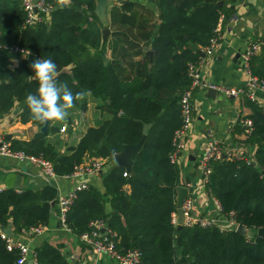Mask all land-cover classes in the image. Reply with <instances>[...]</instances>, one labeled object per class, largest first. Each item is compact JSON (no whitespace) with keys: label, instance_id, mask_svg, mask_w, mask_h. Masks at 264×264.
<instances>
[{"label":"trees","instance_id":"obj_1","mask_svg":"<svg viewBox=\"0 0 264 264\" xmlns=\"http://www.w3.org/2000/svg\"><path fill=\"white\" fill-rule=\"evenodd\" d=\"M220 3H223L220 5ZM226 0H126L110 10L114 58L107 61L101 49L103 24L96 16L95 0H69L33 26L26 22L21 0H0V46L23 49L58 67L59 82L73 93L89 90L104 102L110 119L89 128L68 154L49 141L59 130L52 124L48 134L31 141H10L14 151L43 155L53 162L58 177H67L91 156L114 161L124 145L140 142L150 124L143 150L125 176L120 165L104 173V191L90 186L78 193L67 215V226L77 236L92 231L90 223L104 220L116 233L121 253L138 250L142 264H264V107L250 103L253 131L247 143L255 147L251 162L221 159L213 163L207 183L222 213L253 231L244 235L220 223L209 228L181 230L173 222L177 212L176 188L180 165L173 163L174 137L183 123L180 100L190 88L188 68L201 58L222 14L232 13ZM154 52L151 62L147 51ZM141 56V59H136ZM31 60L12 67L0 56V117L17 111L22 123L32 122L25 102L38 82L29 79ZM254 74L264 79V48L252 60ZM109 102V103H108ZM78 103L76 101L75 105ZM130 186V192L125 187ZM53 186L42 189L0 191V227L10 223L17 233L48 226L57 202ZM110 210H109V208ZM36 264H70L60 246L40 244ZM19 252L10 251L0 232V264H19Z\"/></svg>","mask_w":264,"mask_h":264},{"label":"crops","instance_id":"obj_2","mask_svg":"<svg viewBox=\"0 0 264 264\" xmlns=\"http://www.w3.org/2000/svg\"><path fill=\"white\" fill-rule=\"evenodd\" d=\"M230 4L233 11L228 17L224 15L220 46L206 55L200 70L202 79L209 83L223 87H241L247 79L242 53L249 44L259 40L264 42V0H234ZM115 39L111 30L108 40L113 43ZM111 43L110 45L107 43L101 49L107 61L114 58ZM0 56L7 58L12 67L18 66L26 57L19 51L9 50L2 46H0ZM135 58L141 59L142 57L136 56ZM258 97L259 102L254 103L245 97H227L220 91L211 95L209 89H198L194 93V121L186 138L187 148L180 158V182L177 187L187 188L189 195L195 197L194 212L197 215L208 216L225 227H230L228 219L222 213L201 176L199 159L204 146L214 139L222 145L225 151L239 149L245 157L250 159L254 157L256 150L254 146L247 143L249 135L246 133L245 121L249 119L247 116L252 112L250 103L264 107V94L258 93ZM17 111L19 108L16 112L12 111L0 117V137L9 142L12 140L31 141L42 133L41 127L32 122H20ZM108 119H110V113L105 108L104 102L90 93L68 110L65 120L52 121V125L56 126L59 131L51 134L49 141L56 145L59 152L68 154L70 148L79 143L89 128L98 127ZM63 127H66L65 132H62ZM94 160L88 156L84 165ZM112 162L106 161L104 169ZM12 172H19L21 181L24 180V189L40 190L45 186H53L57 189L58 195L69 194L83 183L104 191L103 175L107 173L102 171L97 174L49 178L40 168L29 162L0 156V191L7 189L21 191L14 187L17 179L12 181V188L7 186L8 175ZM188 183H191V186L188 187ZM125 189L130 192V186H126ZM55 203L50 224L42 234L31 235L27 231L17 233L12 223L5 228L0 227V232H5L10 228L11 236L27 243L32 252H35L37 247L46 241L54 246H60L70 264H119L115 259L86 246L79 236L70 229L64 228L59 220L58 204Z\"/></svg>","mask_w":264,"mask_h":264},{"label":"built area","instance_id":"obj_3","mask_svg":"<svg viewBox=\"0 0 264 264\" xmlns=\"http://www.w3.org/2000/svg\"><path fill=\"white\" fill-rule=\"evenodd\" d=\"M144 1L154 2L157 0ZM226 1L232 2L234 0ZM21 3L26 12L25 24L28 26H33L34 24L44 20L46 16H48L50 12L54 9V0H21ZM224 18V14H222L219 19L218 25L214 30V35L210 39L209 45L201 49L200 60L196 63H192L189 65L188 72L189 77L191 79V86L182 95L180 100L183 123L174 137V150L170 155L173 163H180V158L187 148L186 138L194 121L193 97L196 90L211 88L220 91L227 97H245L254 103L259 102L258 93L264 94V79H261L259 76L254 74L252 69V60L256 56L261 54L264 48V42L260 40L249 44L245 51L242 53V62L247 76L246 82L243 86H217L202 79L200 68L205 61L206 55L212 53L220 46V32ZM9 50L19 51L25 56H27L28 54V51H25L23 49L15 48ZM245 124L247 126L246 133L247 135H250L253 131V122L248 119L245 121ZM65 130L66 127H63L62 132H65ZM0 156H8L22 162H29L40 168L44 172V174L49 178L57 177L52 161H50L43 155L33 156L26 154L23 151H14L11 148L10 142L3 137H0ZM225 158H234L240 160L245 159L247 162H251L254 157L252 159L245 157L244 153L241 152V150L239 149L225 151L222 145L217 140H210L204 146L201 157L199 159V170L206 185L213 171V163ZM105 163L106 161L104 159H96L86 165L83 164L78 166L75 169L74 173L67 177L100 173L104 169ZM127 174L128 173L126 172L124 175L127 176ZM189 186H191V183H188V187ZM89 187L90 186L88 184L83 183L74 188L69 194L58 195L57 204L59 208V220L64 228L69 229L67 226V215L75 200L77 199L78 193L82 190L88 189ZM216 203L221 209L217 199ZM194 208L195 197L193 195H189L182 205V209L184 211L185 216L184 227L193 228L196 226H200L203 228H209L219 224L217 220L212 219L208 216L197 215L194 212ZM227 219L231 227H234L235 229L238 228L239 224H237L233 219ZM173 222L175 225H179L178 207L177 212H175L173 215ZM90 226L93 228L92 231L80 236L81 241L86 246L90 247L91 249L95 250L100 254H104L111 257L112 259H115L119 264H142L141 253L138 250H130L127 253H121L118 250L117 243L115 241L116 233L109 230L104 220H94L90 223ZM46 229L47 226H41L37 228H32L27 231V233L31 235H40ZM2 237L6 241L8 250H17L19 252V264H27L30 260H33L35 264L37 263L36 254L35 252L31 251L27 243L20 240H16L12 236L7 235L5 232H2Z\"/></svg>","mask_w":264,"mask_h":264},{"label":"clouds","instance_id":"obj_4","mask_svg":"<svg viewBox=\"0 0 264 264\" xmlns=\"http://www.w3.org/2000/svg\"><path fill=\"white\" fill-rule=\"evenodd\" d=\"M69 0H59L66 7ZM31 53L28 51L27 58ZM33 75L29 79L38 82L35 93H29L25 102L30 110L31 118L41 124L52 121H63L68 116V110L75 106L76 101L85 99L89 90L73 93L67 83L59 82L57 64L52 59H35L30 64Z\"/></svg>","mask_w":264,"mask_h":264},{"label":"water","instance_id":"obj_5","mask_svg":"<svg viewBox=\"0 0 264 264\" xmlns=\"http://www.w3.org/2000/svg\"><path fill=\"white\" fill-rule=\"evenodd\" d=\"M96 1V10H95V14L96 16L100 19V21L102 22V24L104 22H106L108 20V11L110 10V7L113 4L114 0H95ZM123 1L126 0H117L118 3H121ZM223 3H220V5H222ZM111 34V30L109 28H105L103 29V42L107 43L108 38ZM147 55L150 56L151 61H153L154 59V52L152 50H149L147 52ZM39 58L37 55H33L30 54L28 56V59L33 61L35 59ZM211 95H214L217 93V90L215 89H209ZM109 103V102H108ZM52 124V122H49L48 124H44L41 127V132L45 135L48 134L49 131V127ZM151 127L150 124H145L144 125V129H143V136L142 139L140 140L139 143L134 144V145H129L126 144L123 147V150L117 154H115L114 156V161L109 165H107L105 167L104 170H102L103 172H107L108 170H110L112 167H114V165H120L123 166L126 169L127 173H130L132 171V169L134 168L135 165V156L140 153L143 150L144 144L146 142L147 139V135H148V130ZM19 172H12L8 175V180H7V186L8 188H12V181L17 179V183L15 184V189H24V180L21 181V178L19 176ZM176 192H177V207H178V214H179V225H178V229L181 230L184 227V222H185V216H184V211L182 209V205L185 201V199L189 196V190L185 187H177L176 188ZM55 202L52 203V206H55ZM237 232L244 234V235H253V231L248 230L246 227H244L243 225H239L238 228L236 229ZM5 233L9 236L12 235V230L10 228L5 230ZM258 234L263 235L264 236V229H260L258 231ZM27 264H35L33 260L28 261Z\"/></svg>","mask_w":264,"mask_h":264},{"label":"rangeland","instance_id":"obj_6","mask_svg":"<svg viewBox=\"0 0 264 264\" xmlns=\"http://www.w3.org/2000/svg\"><path fill=\"white\" fill-rule=\"evenodd\" d=\"M118 4V2H117V0H114L113 1V4H112V6L110 7V10H111V8L114 6V5H117ZM110 10L107 12L108 13V20L106 21V22H104L103 23V29H105V28H109L110 30H115V27H114V25L112 24V22H111V18H110Z\"/></svg>","mask_w":264,"mask_h":264}]
</instances>
